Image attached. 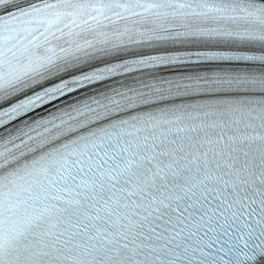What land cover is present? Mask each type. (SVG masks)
Returning a JSON list of instances; mask_svg holds the SVG:
<instances>
[{
  "label": "snow or ice",
  "instance_id": "snow-or-ice-1",
  "mask_svg": "<svg viewBox=\"0 0 264 264\" xmlns=\"http://www.w3.org/2000/svg\"><path fill=\"white\" fill-rule=\"evenodd\" d=\"M0 264H264V0H0Z\"/></svg>",
  "mask_w": 264,
  "mask_h": 264
}]
</instances>
